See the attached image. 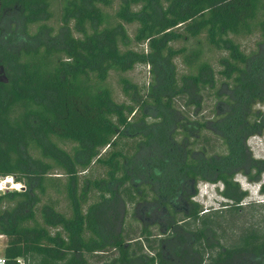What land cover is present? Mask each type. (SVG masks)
Masks as SVG:
<instances>
[{
  "label": "trees",
  "instance_id": "trees-1",
  "mask_svg": "<svg viewBox=\"0 0 264 264\" xmlns=\"http://www.w3.org/2000/svg\"><path fill=\"white\" fill-rule=\"evenodd\" d=\"M255 136L264 0H0L5 264H264V227L223 219L238 175L264 196Z\"/></svg>",
  "mask_w": 264,
  "mask_h": 264
},
{
  "label": "rangeland",
  "instance_id": "rangeland-1",
  "mask_svg": "<svg viewBox=\"0 0 264 264\" xmlns=\"http://www.w3.org/2000/svg\"><path fill=\"white\" fill-rule=\"evenodd\" d=\"M129 33L133 31V27L128 28ZM241 46L245 50H250L254 48V39L241 40ZM179 64V63H178ZM179 69L183 72V67L179 64ZM148 68L146 66H137L135 70L127 76L135 83L142 85L145 84L149 79ZM111 85L115 91L116 99L118 101H123L124 98L120 93L118 84L116 83V77L112 75L110 78ZM209 106V105H208ZM208 108V107H207ZM205 108V112H208V109ZM247 146L249 147L252 155L257 158L264 160V136H255L251 137ZM236 181L239 183L242 190L247 191L248 196L242 203V209L238 214H227L223 219L224 221L231 220L236 227L244 228L247 226H254L256 224L259 227H264V196L259 193V185L249 183L244 177L238 175ZM197 195L194 197V200L201 204L204 210L210 209H219V202L222 201L221 198L216 194L215 187L212 185H207L201 183L197 187ZM226 234L229 235V231H226ZM6 245V239H0V256H3V250Z\"/></svg>",
  "mask_w": 264,
  "mask_h": 264
},
{
  "label": "built area",
  "instance_id": "built-area-1",
  "mask_svg": "<svg viewBox=\"0 0 264 264\" xmlns=\"http://www.w3.org/2000/svg\"><path fill=\"white\" fill-rule=\"evenodd\" d=\"M24 189V186L20 183H16L11 176L0 177V194L10 191H23ZM19 263L22 264L20 260ZM0 264H5L3 256H0Z\"/></svg>",
  "mask_w": 264,
  "mask_h": 264
},
{
  "label": "crops",
  "instance_id": "crops-1",
  "mask_svg": "<svg viewBox=\"0 0 264 264\" xmlns=\"http://www.w3.org/2000/svg\"><path fill=\"white\" fill-rule=\"evenodd\" d=\"M0 239H4V237H0Z\"/></svg>",
  "mask_w": 264,
  "mask_h": 264
}]
</instances>
